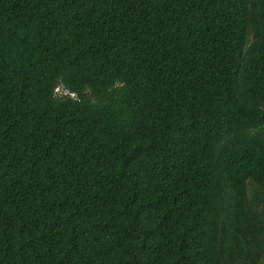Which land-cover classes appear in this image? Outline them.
<instances>
[{
  "label": "trees",
  "instance_id": "16d2710c",
  "mask_svg": "<svg viewBox=\"0 0 264 264\" xmlns=\"http://www.w3.org/2000/svg\"><path fill=\"white\" fill-rule=\"evenodd\" d=\"M0 264H264V0H0Z\"/></svg>",
  "mask_w": 264,
  "mask_h": 264
},
{
  "label": "built area",
  "instance_id": "2783aa9c",
  "mask_svg": "<svg viewBox=\"0 0 264 264\" xmlns=\"http://www.w3.org/2000/svg\"><path fill=\"white\" fill-rule=\"evenodd\" d=\"M65 93L75 96L73 92H70L68 90H65Z\"/></svg>",
  "mask_w": 264,
  "mask_h": 264
},
{
  "label": "clouds",
  "instance_id": "9594fccd",
  "mask_svg": "<svg viewBox=\"0 0 264 264\" xmlns=\"http://www.w3.org/2000/svg\"><path fill=\"white\" fill-rule=\"evenodd\" d=\"M57 92H59L60 91V88L59 87H56V89H55Z\"/></svg>",
  "mask_w": 264,
  "mask_h": 264
}]
</instances>
